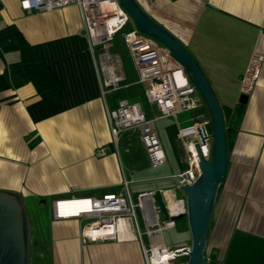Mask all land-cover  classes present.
<instances>
[{
	"label": "crops",
	"instance_id": "0c3cea01",
	"mask_svg": "<svg viewBox=\"0 0 264 264\" xmlns=\"http://www.w3.org/2000/svg\"><path fill=\"white\" fill-rule=\"evenodd\" d=\"M20 1L0 0V193L17 198L27 213L35 205L47 208V223L38 221L42 225L33 250L45 251L50 264H145L130 229L120 241L82 244L83 225L54 221L53 204L119 194L127 181L134 199L155 193L159 217L168 221L171 205H185L180 188L168 179L187 171V154L176 138L178 147L168 149L167 160L179 159L186 169L165 173L168 164L150 170L138 131L123 133L115 146L107 111H115L120 101L140 104L152 119L157 115L145 102L130 56L128 66L123 61L120 50L124 47L129 54L127 48L120 39L119 47L114 41L111 54L120 62L114 73L120 82L113 91L106 87L110 75L101 51L92 55L88 49L76 7L27 14ZM138 1L192 55L230 113L228 172L216 199L206 264H264V0ZM18 37L58 83L57 108L48 109L26 83ZM257 58L262 59L260 75L253 94L244 100L241 82ZM155 125L163 146L164 135L174 127L178 131L170 121ZM36 217V212L30 217L33 225ZM175 221L176 228L165 233H181L185 240L167 246L163 233L153 239L154 245L175 249L191 242L187 220L180 216Z\"/></svg>",
	"mask_w": 264,
	"mask_h": 264
},
{
	"label": "built area",
	"instance_id": "2783aa9c",
	"mask_svg": "<svg viewBox=\"0 0 264 264\" xmlns=\"http://www.w3.org/2000/svg\"><path fill=\"white\" fill-rule=\"evenodd\" d=\"M69 7H76L80 12L90 53L94 55L101 51L110 75L106 87L111 86L113 91L119 89L120 81L114 73L120 62L113 57L111 50L114 41L120 38L129 52L139 84L144 87L146 104L157 111V117L152 119L140 104L120 101L115 111H107L113 144H118L123 133L138 131L150 170H159L168 164V160L154 125L160 121H175L178 125L176 138L187 154L188 166L186 172L176 177L180 180V187L192 186L200 176V160L211 161L212 126L209 117L204 115L191 119L185 127L178 124L179 117L202 112L206 107L188 73L170 57L165 47L136 29L128 28L131 19L117 0L20 1L21 10L27 14H48ZM261 62L260 58L251 62L243 76L240 91L244 97L253 94ZM105 153L106 149L100 151L101 156ZM129 187L130 183L125 181L119 194L106 195L102 199L58 200L53 204V219L79 221L83 225L82 244L120 241L122 233L130 229L140 244L145 264H187L183 259L188 257L178 254L190 250L187 246L170 249L153 244L155 237H162L163 233L176 228L175 219L186 214L184 203L171 205L168 208L170 220L162 221L155 207V193L142 194L134 199Z\"/></svg>",
	"mask_w": 264,
	"mask_h": 264
},
{
	"label": "water",
	"instance_id": "95a60500",
	"mask_svg": "<svg viewBox=\"0 0 264 264\" xmlns=\"http://www.w3.org/2000/svg\"><path fill=\"white\" fill-rule=\"evenodd\" d=\"M117 1L135 29L165 47L170 57L188 73L207 108L212 126L210 163L200 160V176L192 186L180 187L177 177L168 179L180 187L185 197L186 214L183 218L187 220L191 236L190 250L178 254L188 257L187 264H206L205 251L216 199L228 172L227 129L223 108L192 55L164 28L156 25L135 0ZM32 236L33 227L24 204L15 197L0 193V264H31Z\"/></svg>",
	"mask_w": 264,
	"mask_h": 264
},
{
	"label": "trees",
	"instance_id": "16d2710c",
	"mask_svg": "<svg viewBox=\"0 0 264 264\" xmlns=\"http://www.w3.org/2000/svg\"><path fill=\"white\" fill-rule=\"evenodd\" d=\"M131 23L133 22L131 21ZM132 28L133 30H135V26H133ZM18 45L20 49V57H21V61L23 64L24 79L26 83L31 84L35 88L38 96L42 99V101L44 102L45 106L48 109L57 108L59 104V92H60L58 83L52 77L51 73L46 68V66L42 64V62L40 61V59L38 58L34 50L25 41L23 37H18ZM223 111H224V116H225L227 134H228V122L230 118V113L224 108H223ZM227 144H228V140H227ZM38 218L39 217H36V220H37L36 224L34 225L32 224V227H33L32 259H33V245H35L36 236H37L39 227L40 225H42V224H39ZM50 263H51L50 257L48 256L46 258V261H43V259L42 261L38 259L37 262L33 264H50Z\"/></svg>",
	"mask_w": 264,
	"mask_h": 264
},
{
	"label": "rangeland",
	"instance_id": "374dc122",
	"mask_svg": "<svg viewBox=\"0 0 264 264\" xmlns=\"http://www.w3.org/2000/svg\"><path fill=\"white\" fill-rule=\"evenodd\" d=\"M136 3L142 9V7H141V5H140L138 0H136ZM143 12L147 15L145 10H143ZM149 18L151 19L152 17H149ZM151 20H153V19H151ZM133 26H134L133 23H131L128 28L133 29L132 28ZM118 39H120V38H118ZM115 45L117 47L120 46L119 40H117L115 42ZM122 48H124V47H122ZM122 48H121L120 52L122 54V58H123V61H124L125 65L128 66L127 65L128 64L127 56L129 57V54H127V52L123 51ZM129 69H131V68H129ZM207 112H208L207 108L205 107V109L202 112H193V113L185 114V115L179 117L178 124L180 125V127H185V126H187V125H189L191 123L190 122L191 119H193V118H195L197 116L204 115V116L208 117ZM156 114H157V111H156ZM156 117H157V115H156ZM168 121L175 123V121H173V120H168ZM176 134H177V129L174 127V128H171L170 135H169V133L164 135L165 138H166L165 144L163 146V149H164L165 153L168 152V149L171 150V151L177 149L178 141L176 140ZM160 135H161V138H163L162 134H160ZM162 145H163V143H162ZM166 156H167V154H166ZM177 169L185 170L186 168H185V165H183L179 161V159H175L173 161L169 160V163H168L167 167L165 169H163L162 172L168 173L170 171H176ZM156 203H157V206H161L162 205V201H161V196L160 195L156 196ZM29 205H30V203H29ZM30 208L31 207L28 208V213H29L30 217H32L33 213L36 212V213H38L39 221L40 222L45 221V223H47V213H46L47 208H43L42 207V209H41V208H39L38 205H35L34 208L32 207V209H30ZM164 240H165V243H166L167 246H171V245H174L175 243L182 242L183 240H185V238L183 237V234L178 233V232H173V233H165L164 234ZM187 247L191 248V242L188 243ZM42 254L44 255V257H43L44 260H46L45 251H41L39 249L33 250V259H32V249H31V263L32 264L36 263L37 260L40 259L39 257L43 256ZM205 256H207V248H206V251H205ZM183 260L188 262V259H183Z\"/></svg>",
	"mask_w": 264,
	"mask_h": 264
}]
</instances>
